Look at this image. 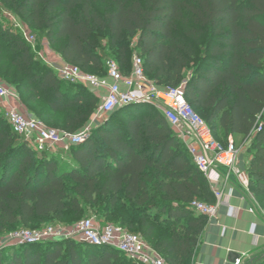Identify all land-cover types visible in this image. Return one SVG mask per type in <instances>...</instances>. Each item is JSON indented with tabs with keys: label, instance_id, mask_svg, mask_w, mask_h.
Wrapping results in <instances>:
<instances>
[{
	"label": "trees",
	"instance_id": "obj_1",
	"mask_svg": "<svg viewBox=\"0 0 264 264\" xmlns=\"http://www.w3.org/2000/svg\"><path fill=\"white\" fill-rule=\"evenodd\" d=\"M0 7L83 72L103 77L113 57L128 75L136 53L156 85L183 86L221 146L229 137L249 140L248 190L264 211V0H0ZM55 72L19 32L0 26V80L27 114L76 133L98 100ZM194 201L211 205L214 195L150 105L114 111L64 159L35 152L0 115V235L69 227L90 213L139 236L166 264H193L207 224ZM0 264L140 263L62 240L2 247Z\"/></svg>",
	"mask_w": 264,
	"mask_h": 264
},
{
	"label": "built area",
	"instance_id": "obj_2",
	"mask_svg": "<svg viewBox=\"0 0 264 264\" xmlns=\"http://www.w3.org/2000/svg\"><path fill=\"white\" fill-rule=\"evenodd\" d=\"M18 32L37 52L40 60L56 71L59 79L70 84L86 87L93 93L98 105L89 123L76 133L50 129L44 123L27 114L15 92L0 80V109L12 132L21 137L37 153H54L59 149L78 146L86 141L91 129L103 122L114 111L139 102L156 109L167 121L173 133L185 145L194 165L208 182L215 202L211 205L194 201L191 208L195 212L213 218L222 205L223 192L219 188L220 169L225 170L227 179L233 173L240 185L248 190V177L237 167L240 150L233 141L221 146L214 138L209 126L189 106L183 86L160 87L148 79L143 71L142 60L133 53L131 71L123 75L117 63L106 61V78L110 83L94 75L83 72L78 67L68 65L60 59L53 61L46 40H38L36 35L23 23L17 25ZM39 47V49H36ZM135 47V42L132 48ZM105 91L101 94V91ZM62 240L83 242L96 247L114 249L140 264H166L139 236L113 224H99L85 219L69 227L45 226L41 229H20L0 238V248L12 245H31ZM234 264H241L238 259Z\"/></svg>",
	"mask_w": 264,
	"mask_h": 264
},
{
	"label": "crops",
	"instance_id": "obj_3",
	"mask_svg": "<svg viewBox=\"0 0 264 264\" xmlns=\"http://www.w3.org/2000/svg\"><path fill=\"white\" fill-rule=\"evenodd\" d=\"M99 78L110 83L106 75ZM236 139L247 143L237 162L238 169L247 174L251 160L247 152L249 140L236 136L229 137L228 141ZM219 174L222 205L217 208L215 217L207 218L193 264H234L238 259L241 264H264V211L233 173L227 179L224 169H220Z\"/></svg>",
	"mask_w": 264,
	"mask_h": 264
},
{
	"label": "rangeland",
	"instance_id": "obj_4",
	"mask_svg": "<svg viewBox=\"0 0 264 264\" xmlns=\"http://www.w3.org/2000/svg\"><path fill=\"white\" fill-rule=\"evenodd\" d=\"M21 23H23V22H22V20L19 17L15 16L12 12H10V11H8V10L3 9L2 7H0V26L1 27H3V28H11L14 31L18 32L17 25H19ZM36 49H39V47H37ZM50 54L54 58L53 61H56L57 62L58 61V55L56 54V52L54 50L50 49ZM110 60L115 61L113 57H110ZM92 75H94L96 77H100L97 74H92ZM6 86L9 87V85H7V84H6ZM144 105H146V104H144ZM23 110H24V108H23ZM0 115L2 116L4 122L7 124L6 117L4 115L3 110H1V109H0ZM96 126H98V125L96 124L94 127H96ZM92 129H91V131H92ZM234 144L236 145L237 148H239L240 152H242V151L244 152V150L246 149V146H247V143H243L242 144V141L241 140H237V139L234 140ZM54 153L55 154H60L62 156V158L64 159L68 155V148L56 150ZM85 219L92 220V221H94L96 223H99V224L102 223V221L99 219V217L97 215L90 214V213L85 214L84 217L81 218L80 220H85ZM53 225H58V224H52V223L50 224L49 223V224H46L45 226H53ZM60 226L61 227H64L65 225L62 224ZM4 235H6V234L0 235V238L3 237Z\"/></svg>",
	"mask_w": 264,
	"mask_h": 264
},
{
	"label": "water",
	"instance_id": "obj_5",
	"mask_svg": "<svg viewBox=\"0 0 264 264\" xmlns=\"http://www.w3.org/2000/svg\"><path fill=\"white\" fill-rule=\"evenodd\" d=\"M132 104L136 105V104H139V102H135V103H132ZM132 104H131V105H132ZM110 115H111V114H110ZM110 115H109V116H110ZM109 116H108V117H109ZM108 117H107V118H108ZM54 241H62V239H61V238H58V239H55Z\"/></svg>",
	"mask_w": 264,
	"mask_h": 264
}]
</instances>
